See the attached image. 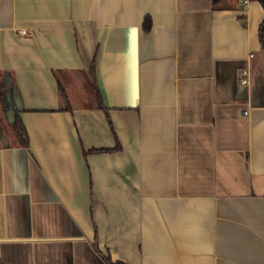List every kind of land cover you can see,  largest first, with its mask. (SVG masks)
I'll return each mask as SVG.
<instances>
[{"label":"crops","instance_id":"obj_1","mask_svg":"<svg viewBox=\"0 0 264 264\" xmlns=\"http://www.w3.org/2000/svg\"><path fill=\"white\" fill-rule=\"evenodd\" d=\"M263 19L258 0H0V109L11 124L9 90L28 134L0 129V264H106L95 240L126 264H264Z\"/></svg>","mask_w":264,"mask_h":264},{"label":"trees","instance_id":"obj_2","mask_svg":"<svg viewBox=\"0 0 264 264\" xmlns=\"http://www.w3.org/2000/svg\"><path fill=\"white\" fill-rule=\"evenodd\" d=\"M258 1L262 4V6L264 8V0H258ZM143 27L145 29H148L150 27V18L149 17H145ZM258 34H259V40L261 42L262 48L264 49V19L262 20V22L259 25ZM90 69H94V60L91 62ZM58 91H59V96H60V100L62 102L63 108L64 109H70L71 105H70V100H69L68 94L59 82H58ZM95 97H96L95 99H96L97 107L102 108L107 112V108L103 104L102 97H101L98 89L96 91ZM11 126L13 128V131L15 133V136H16L18 142L24 146L28 145V134H27V131H26L22 121L20 120L19 116L16 115L14 117L13 121L11 122ZM115 147L116 148L119 147L118 142H117V145ZM106 150H108V148L93 149V151H106ZM93 247L100 254V256L102 257V259L105 261L106 264H126L120 260L113 261L109 255L103 254L100 251V249L98 248V244H97L96 240L93 242Z\"/></svg>","mask_w":264,"mask_h":264},{"label":"rangeland","instance_id":"obj_3","mask_svg":"<svg viewBox=\"0 0 264 264\" xmlns=\"http://www.w3.org/2000/svg\"><path fill=\"white\" fill-rule=\"evenodd\" d=\"M11 127V124L7 122L3 111L0 109V129L1 132L8 138L15 137V133ZM4 135L1 136V141L3 140Z\"/></svg>","mask_w":264,"mask_h":264},{"label":"water","instance_id":"obj_4","mask_svg":"<svg viewBox=\"0 0 264 264\" xmlns=\"http://www.w3.org/2000/svg\"><path fill=\"white\" fill-rule=\"evenodd\" d=\"M6 101H7L6 116H7L9 121H12L13 118H14V116H13V106H12L13 105V101H12V98L10 96V91L9 90L6 91Z\"/></svg>","mask_w":264,"mask_h":264},{"label":"built area","instance_id":"obj_5","mask_svg":"<svg viewBox=\"0 0 264 264\" xmlns=\"http://www.w3.org/2000/svg\"><path fill=\"white\" fill-rule=\"evenodd\" d=\"M249 1L250 0H241V4H242L243 9H245L248 6ZM239 81L242 84H245L248 82V70L246 68H243L241 70L240 75H239Z\"/></svg>","mask_w":264,"mask_h":264}]
</instances>
